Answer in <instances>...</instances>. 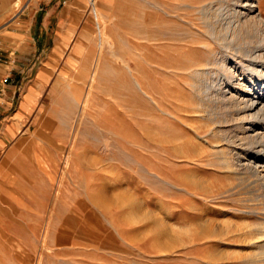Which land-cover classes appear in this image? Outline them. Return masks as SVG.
Masks as SVG:
<instances>
[{
  "label": "rangeland",
  "instance_id": "obj_1",
  "mask_svg": "<svg viewBox=\"0 0 264 264\" xmlns=\"http://www.w3.org/2000/svg\"><path fill=\"white\" fill-rule=\"evenodd\" d=\"M69 1L0 0V105L10 85L20 100L48 57L63 65L69 45L56 56L49 44ZM209 1L74 8L70 40H90L81 70L56 72L37 100L28 89L23 103L35 104L5 149L28 157L0 172L5 264H264L262 187L219 162L231 123L204 117L195 90L221 58L199 14ZM255 2L264 27V0ZM22 202L39 206L34 237L12 221L26 214ZM91 232L111 252L85 261L69 243Z\"/></svg>",
  "mask_w": 264,
  "mask_h": 264
},
{
  "label": "bare ground",
  "instance_id": "obj_2",
  "mask_svg": "<svg viewBox=\"0 0 264 264\" xmlns=\"http://www.w3.org/2000/svg\"><path fill=\"white\" fill-rule=\"evenodd\" d=\"M255 1L211 0L200 6L221 58L213 60L214 68L199 72L195 90L204 117L215 124L231 123L219 133L230 150L229 156L218 157L219 162L240 172L241 178L253 177L250 181L262 187L264 201V27ZM211 129L216 137L218 127Z\"/></svg>",
  "mask_w": 264,
  "mask_h": 264
},
{
  "label": "crops",
  "instance_id": "obj_3",
  "mask_svg": "<svg viewBox=\"0 0 264 264\" xmlns=\"http://www.w3.org/2000/svg\"><path fill=\"white\" fill-rule=\"evenodd\" d=\"M82 4V0H70L68 7L60 14V30L58 33V38L49 44L51 47V53L54 55H59L61 50L66 48L69 45V53L64 57L63 65L58 70L55 68V59L53 57H48L41 65H39L34 71L33 82L29 84L22 95V98L16 101L13 104V97L15 95V87L8 86L10 89V94L7 103L5 105H0V172L3 171L8 165L12 166L18 160H23L28 158L27 156L15 149V146L12 145L10 150H5L7 144L10 143L14 137L20 132V128L24 123V114L27 113L35 104V101L38 99L40 92L42 89L47 86L52 80V77L57 72L58 76L61 72H65L67 74L68 71L79 72L81 70V60H82V48H87L90 45V40H82L75 39L70 40L71 35L75 32L76 28V18L77 13L74 8L79 7ZM18 33V32H17ZM12 36L18 37L19 34H13ZM84 54V53H83ZM79 70V71H78ZM49 76V79L44 81L45 77ZM31 88L33 94L36 96V100L32 102L30 105H24L23 101L25 100V94L28 89ZM8 89V90H9ZM17 207H21L25 209V215H15L12 218V221H17L26 225L27 232L31 234V237L35 236V232L33 227H30L31 224H35V219H38L40 215L39 206L34 204H28L22 202L20 204L16 203ZM93 205H89L87 207H92ZM95 206V205H94ZM1 204H0V229L1 224L3 223V218L1 217ZM89 236V237H88ZM74 242L69 243L70 248H73L74 251L85 254V261L91 260L92 253L94 254H102L105 255L108 252L107 246L101 243H92L94 238V233H90L85 237L77 238L74 235ZM101 239V234H97L96 238ZM89 239V242L88 240ZM79 240V241H78ZM48 247L46 248V250ZM47 252V251H46ZM51 258V257H50ZM54 260H60V256L53 257ZM84 261V260H81ZM100 261L98 264H107L105 259L98 260ZM49 257L43 256L41 258L40 264H48ZM0 264H5L2 260V254L0 253ZM16 264V263H10Z\"/></svg>",
  "mask_w": 264,
  "mask_h": 264
}]
</instances>
